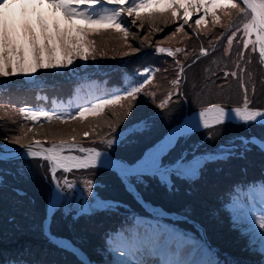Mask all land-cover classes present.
Returning <instances> with one entry per match:
<instances>
[{
    "label": "trees",
    "instance_id": "obj_1",
    "mask_svg": "<svg viewBox=\"0 0 264 264\" xmlns=\"http://www.w3.org/2000/svg\"><path fill=\"white\" fill-rule=\"evenodd\" d=\"M130 23L131 21L129 20ZM145 31L146 29L144 27H130V35L127 37V43H125V40H118L119 44L113 47L112 51L105 44V41L108 39H104L103 37L95 38L93 40L94 44L92 45L96 49L93 53L94 59L91 56L87 61L78 59L67 70L40 69L35 74L36 81L33 84H26L20 80H12V76L0 77V104L16 105L34 111H54L64 116L65 119L72 121L70 117L74 116L80 107L90 106L97 99L107 98L110 94L118 93V90L122 86H131L130 82L136 83L138 86L139 83H143L144 78L151 77L149 83L145 85V87L151 88L152 86L149 84L152 83L154 85L156 83V81H153L154 73H152L153 69L150 64L153 54L140 49V51L134 54L122 55V53L130 52L129 49L131 48L129 45L132 48L143 46L137 40L141 35H144ZM99 39L103 40L98 42ZM100 50H102V53H98ZM210 56L218 57V51L213 52ZM247 64L244 71L238 74L239 76H237V80L235 81L239 85L243 81L247 88L249 100L251 102L257 101V106L255 107L262 108L264 107V68L260 65L256 57L251 58ZM201 65L202 62L197 61L185 68L184 82L189 84L187 89L190 91V93L186 94L189 107L204 105L205 102L200 101L201 99H206V92L220 83L223 84V87L216 90L217 94H227L228 96L226 100H222L224 102L222 106L232 105L237 95L231 96L228 94V87H226L228 81L223 80L224 73L210 68H206L205 71ZM128 67L133 68V70H129ZM145 69H149V71L145 73ZM145 87L141 93L148 90ZM252 87L254 88L253 91H251ZM75 94H77L78 99L74 98ZM243 97L242 95V99ZM165 98L166 96L163 91L153 88L148 93L138 97V100L125 99L121 101L123 107L119 104L106 106L104 112L98 117L88 115L84 120L65 122L62 125L71 128L75 125H82L84 121L88 120L90 123H93L86 130L90 132L91 139H78L79 141L86 143H93L95 141L93 144H101L110 148L112 151L122 150L129 154L128 149L123 148V144L128 142L130 137L132 138L130 140H136L135 136L137 132L132 134L135 136H128L126 139L122 138V136H115L116 133L132 124L143 122L145 117L150 113H156L157 115L165 113L168 105L164 108L158 106ZM169 104L176 105L175 113L179 112V115L174 119L177 120L182 114V102L180 104V101L172 96ZM129 105L132 106V111L128 116H125L124 112L128 109ZM251 106H253L252 103ZM116 110H121L122 116L112 119L111 115ZM1 116L0 137L7 138L9 135H15V132L19 129L12 123L10 118L4 115ZM98 118L102 119V121H97ZM148 124L152 123L148 122ZM153 124L159 130V127L164 124V120L162 122L160 121L159 125L158 120ZM111 125L115 126L114 130ZM43 126L54 127L56 125L42 124L34 130ZM165 126L160 128L148 140V135H144L142 131L141 137L138 138L146 141L143 147L159 138ZM83 132L70 133V135L82 136ZM222 137V135L216 138L214 136L212 141H208L209 150H212ZM40 139L50 140L45 138ZM102 139H111L113 143L111 146L107 143H100ZM131 144H134L135 147L139 146L137 142H131ZM225 154H228L227 149L220 150L216 152L215 156L217 158L215 159L219 160L220 156ZM12 163L9 166L0 168V264H58V257H61L64 250L46 242L44 237L41 236L40 225L44 216L42 202L48 187L47 181H44L43 170L38 162L29 159H26L27 166L22 164L18 165L20 168L11 166ZM241 164L247 171L249 168L250 172L258 174L257 177L260 181H264L263 155L256 153L254 158L249 162L241 160ZM239 175H241V170H237L230 177L226 186L228 187L234 184ZM202 179L200 178L198 181ZM67 181L72 184L70 189L79 198L81 197L82 200L75 208L76 216L85 218L84 225L86 227L105 231L103 237H101L102 240H105L106 235L110 232L121 227H126V222L131 220V216L125 213L126 210L123 205H135L136 202L131 194L120 186L118 179L113 173L100 168L92 171H77L71 173L70 179ZM87 181H91L94 194L88 191ZM30 184H35V188L31 187ZM159 184V180L155 181L152 178L145 180L144 185H139L142 196L149 202L157 204L167 211L177 210L180 214L189 213L197 220L199 219L200 222H204L207 230L206 233L204 229L205 233L207 235H213L212 238L208 236V239L212 244L220 247V252L228 255L227 260L229 264H244L248 260L249 262L255 260L258 262L257 256L252 252L246 251L244 248L237 250L236 246L233 245L236 238H232L228 234L230 230L226 233V227L224 225L217 224L213 229L209 230L208 224L211 222L206 220V193L203 195L193 193L184 195L185 197L182 199L181 204L178 198L170 193L167 185L160 187ZM79 188L85 193V196ZM207 196L210 198V201H213L211 200V196ZM101 197L108 199L107 206H99L102 211H91L89 209L91 202L97 201L100 203L103 201ZM93 220L97 221L93 222ZM70 223H72L71 218L57 213L52 223V230H50L54 234L55 232L66 231V226L70 227ZM176 223L184 229L195 231L194 227L185 221L180 220ZM217 227L220 229V232H223V235H221L222 239L218 238L215 234V228ZM80 237L83 238L84 242L89 239L88 235L84 237L81 235Z\"/></svg>",
    "mask_w": 264,
    "mask_h": 264
},
{
    "label": "snow or ice",
    "instance_id": "obj_2",
    "mask_svg": "<svg viewBox=\"0 0 264 264\" xmlns=\"http://www.w3.org/2000/svg\"><path fill=\"white\" fill-rule=\"evenodd\" d=\"M243 5V6H241ZM183 11V24L176 27V33L184 32V25L189 23V18L197 14L199 18L195 19L197 28L207 23L206 17L212 18V25L225 27L226 31L230 30L233 23L232 13H236V19L243 17L245 21L241 27L231 31L226 36L229 48L238 34L242 31V44L239 56L243 58L246 51L252 47V51L258 52L260 63L264 64V0H0V77L9 76H31L40 69H52L56 71L67 70L73 66L79 59L87 61L90 56L94 59L93 53L96 49L92 46L94 41L88 39L89 36L100 33L102 30L114 29L123 33L125 43L130 35L129 28L135 26L137 21H141V26L146 19H152L158 14L170 13L174 19H180V12ZM228 20L227 25L221 23V15ZM129 20L131 23L129 24ZM165 23H168L166 20ZM156 31H162L157 28ZM225 33H221L216 39L224 38ZM255 36V40L251 37ZM131 48L130 52L122 55H131L138 51L139 48ZM157 52L168 53L174 56L171 50L164 47H157ZM184 51L176 48L175 52ZM200 57L207 56L208 50L201 46L199 49ZM196 61H193V64ZM179 71L176 79L172 81L173 85L178 86L181 76L184 73V66L177 61ZM149 69H145L147 73ZM225 76H237L236 72L224 73ZM151 77L144 78L143 83H131V86H122L118 93L110 94L107 98L97 99L90 106L80 107L79 111L70 118L72 120H84L86 116H100L106 106L123 105L121 101L130 99L135 101L138 95L143 92L145 85ZM240 87L244 90L243 107H236L227 110L220 104L212 103L199 112V121L193 120L189 124L173 129L154 149L145 154V157L131 165L124 166L121 171L122 179L126 182L128 190L135 195L136 192L133 179L137 183L141 182V176L145 171L152 175H159L161 183L166 184L169 188L171 184L170 177L173 175H194L201 167L199 159L189 160L186 153L179 157L168 160V157L174 148L177 140L186 137L194 124L197 128L201 125L205 130H209V137L213 135L212 129L216 126L223 125L226 119H235L241 121L244 126H250L249 122L257 121L264 124V111L254 109L250 106L251 101L247 95V88L241 81ZM171 93L158 105L160 108L166 107L170 103ZM20 114L29 121L35 123L42 119L52 121L53 119L63 121L65 119L59 113L54 111H34L29 108H21ZM132 111V106L124 112L128 116ZM113 130L114 125H111ZM29 128L27 132H31ZM27 132L24 135H27ZM83 138L91 139L89 131L82 133ZM240 143L248 150V145L257 143L255 137H239ZM15 145L18 149H12L7 144L0 146V163H12L23 157H30L33 161L39 163L41 167L46 163L51 179L57 181L59 187L58 173L72 172L73 169L94 168L101 161L102 153L95 147L85 148L80 146L76 137L70 139L55 138L52 140H32L27 144L22 143V137L14 138ZM95 143V141H93ZM100 143L112 145L111 139L100 140ZM45 144H51L45 147ZM259 147L264 150V142L259 143ZM223 151L224 146H220ZM20 149H23L21 152ZM78 150L86 155H73L72 152ZM231 149L228 154H231ZM68 154L65 155L64 153ZM211 156V154H209ZM107 157L105 156V160ZM63 183L68 188L72 184L65 178ZM87 189L93 193L91 181H87ZM94 194V193H93ZM99 206H105L103 201ZM110 206V205H109ZM260 229H264V216L256 220ZM49 237L53 241L57 238L49 232ZM264 238V232L261 233ZM81 264H91L87 258L81 259ZM131 264V262H129ZM136 264H145L137 260ZM208 264H220V261H211Z\"/></svg>",
    "mask_w": 264,
    "mask_h": 264
},
{
    "label": "clouds",
    "instance_id": "obj_3",
    "mask_svg": "<svg viewBox=\"0 0 264 264\" xmlns=\"http://www.w3.org/2000/svg\"><path fill=\"white\" fill-rule=\"evenodd\" d=\"M235 24L237 26H239L241 24V21L237 20V21H235ZM129 32H130V28H129ZM144 35H145V32H144ZM227 35H229V34L225 32V36H224V38H222L224 40V42H226V36ZM99 37H103L104 39H107L110 37H115L118 40H124L123 33H119L117 31H115L114 29L102 30L100 33L89 36L88 39L93 41L95 38H99ZM126 48L128 49L127 46H126ZM137 48H139V47H137ZM129 50L131 51V49H129ZM253 57L258 58V56L256 54ZM191 64H193V63H191ZM191 64H189V65H191ZM260 64H262V63H260ZM262 65H264V64H262ZM128 69L133 70V68H129V67H128ZM22 81H24L26 84H33L36 81V79L34 77L33 79H30V80H24L23 79ZM150 85L153 88H157L159 91L161 90V87H158L160 85L157 83H155L154 85H152V83H150ZM235 88H236V86H235ZM167 90L168 89L166 88V91ZM148 91L149 90H146L143 94L148 93ZM162 91H164L163 88H162ZM175 108H176L175 104H168V108L166 107V110H165L166 112L164 111L165 113H160L159 116L156 113H150L145 117V120L143 121L144 123L151 122L153 124L158 120V125H159L160 121L162 122L164 120V124L161 127H159V130H160V128H162L163 126L166 125L162 131V134L159 136V138H157V140H155L154 142L151 143V146L156 144L172 128L171 121L175 120L174 118L177 117V114H175ZM186 108H188V106H186ZM0 109L6 111L8 113L10 119L12 120V123L20 131H25V132H27V130L29 128H31L33 131L35 128L40 127L42 124L57 125V124L65 123V122L81 121L80 119H76V120H72V121H69L67 119H64L63 121L53 119L52 121L49 122V121L42 119L39 122L33 123L20 114L19 110L21 109V107H19V106L0 104ZM167 109H168V111H167ZM171 109L173 110V112ZM45 111H47V110H45ZM169 113H172L171 118L169 116ZM167 118H170V119H167ZM227 123H228V119L223 123V125H221L220 128H217L216 130L212 129L211 131H212L213 135L211 137H209V134L204 135L203 134V132L205 131L204 130V131L192 134L189 137V139L186 140V142L184 144H182L181 146L176 147L178 144L176 142V144H175L174 148L172 149L170 155L165 158V163H167V160L175 159L184 153H186L188 155L189 160H192L194 158L198 159L199 157L203 158V162L201 164L202 166L198 169V171L194 175H190V176L189 175H181V176L173 175L169 178L171 181V184L173 185L171 188L168 187L169 191L172 195H174L176 198H178V200L180 201L181 204L183 201L182 199L185 197L184 195H190L192 193L203 195L206 193V191L209 188L214 187L216 189L218 187V186H216L217 184H220V183L227 181L230 177H232L234 175L233 172L236 170L231 169L232 160L235 159L236 157L240 158L239 153L241 150H239V151H237V150L240 147V145H242V144L240 142L235 143L237 138L233 135L234 129H233L231 124H227ZM136 124H132V125L124 128V129L118 131V133H116L115 136H122V138H124V139H126V137H128V136H132L133 133L138 132V129L134 128ZM138 124H140V122ZM174 126H176V124H174ZM199 129H204V128H203V126H200V127H198V129H195V130H199ZM17 132H15V133H17ZM220 135H222L223 137L220 139V141H218V143L213 147L212 150H209L208 141H212L214 139L213 138L214 136L216 138ZM39 140H43V139H39ZM77 141L79 143H82V146H85V148L95 147L97 150L104 152V153H109L112 151L110 148H107L101 144L86 143V142L79 141V140H77ZM220 146H224L223 150L227 149L229 152V150L231 149L232 151H231L230 155L229 154L221 155L220 159L217 160V159H215V158H217V156H215V154H216V152L221 150ZM21 150H23V149H20V151ZM77 153H80V152L76 151V153H74V154H77ZM209 154H211V156ZM125 155H126L125 151H122V150L116 151V154L113 156V159H115L116 161H119L120 163L125 162L126 164L131 165V164L135 163L142 156V152L137 153L136 158L133 155L129 158H125ZM246 156H248V154H246ZM29 160H33V159H29ZM97 167H98V169L99 168L105 169V170L109 171L110 173H113L116 176V178H118L120 175L122 176V174L120 172H112V167L108 166L107 164L100 163V164H97ZM41 169L43 170L44 181H47V183H48V187L46 190L48 195L45 194L44 200L42 202V208L44 207V216L41 220V225H40L41 236L44 237L46 242H48L54 246H57L56 245V243L58 241L57 235L59 234V232H57V233L55 232V234L51 232L52 225H53L52 223H53L54 218L56 217V214L57 213L63 214L64 216H67V218H69V216L75 212V208H73L67 212L65 210V195L66 194L63 193V196H62L61 188H64V186L66 188L67 185L65 183H63V181H64L63 178H66L68 180V179H70V174L73 172L90 171V170H88V169H73L74 171H72L70 173H65V172H59L58 173V180L60 181V185H59V187H56V192H57V196L59 198V202H60V197H61V201L63 200L64 211L60 210V207H57L59 204V202H58L57 206L54 208V210L50 216L49 223L48 222L46 223L47 217H48L47 203H48V201H49V199H50V197L54 191V189L50 188V186H51L50 182L53 181V186L55 188V183H57V181L51 179L50 173L48 172V165L46 163L43 165V167H41ZM151 178L154 179L155 181L159 180L160 181V184H159L160 187H164V185H166V184L161 183V178L159 175H152V174H150L149 171L144 172L143 176H141L142 180H148ZM200 178H203L202 179L203 182H201L202 180L198 181ZM206 180L209 183H210V181H212L211 184L207 187H206ZM50 189H51V191H50ZM136 192H138V190H136ZM141 193L142 192H140L138 194L142 195ZM130 194L134 195V193H130ZM101 199L105 203V206H107L108 199L102 198V197H101ZM80 202H82V200ZM165 212L171 213V214L178 213L177 210H174V211L165 210ZM205 212H206V210H205ZM144 214H146V212H144ZM188 217H190V216H188ZM174 218H175V216L171 217V218H170V216H168L167 219L170 222H173ZM184 218H186V216H184ZM174 222H176V220H174ZM164 226L166 228H168V225H164ZM164 226L160 230V232L162 234H164V232L162 231V230H165ZM49 232L57 238L55 241L50 239ZM86 232H87V230L83 231V237L88 235V234H86ZM203 241L206 243V238H203ZM167 242H168V239H162L160 241V244L156 247H159V246H161L162 248H164L165 246L168 247L170 244L167 245ZM184 242H186V241L184 240ZM192 243L196 244L195 242H192ZM186 245H184V246L186 247ZM198 246H200V244H198ZM198 246H197V248H198ZM18 247H20V246H18ZM22 255H23V253H22ZM94 258L99 260V258L96 256Z\"/></svg>",
    "mask_w": 264,
    "mask_h": 264
},
{
    "label": "rangeland",
    "instance_id": "obj_4",
    "mask_svg": "<svg viewBox=\"0 0 264 264\" xmlns=\"http://www.w3.org/2000/svg\"><path fill=\"white\" fill-rule=\"evenodd\" d=\"M180 14L183 16V11H181ZM160 16H161V14H158V17H160ZM140 25H141V21L138 20L135 26L140 27ZM171 36H172V34H171ZM242 36H243V32H242ZM110 38H107L108 40L105 41L106 42L105 44L110 48V51H112V48L115 47L116 45H118L119 41L115 37H110ZM158 39H159V34H157V32H156V27L153 26L151 31H150V35H148L147 37L145 35H141V37L137 41L141 42L143 44V46H141V47L147 48L148 50L153 51ZM100 40H103V39H99L98 42ZM98 53H102V50L98 51ZM177 72H178L177 68L174 67L172 69V81L176 79ZM34 76H35V74H32L31 76H22V75L12 76V80H20V81H22L23 79L24 80H30V79H33ZM167 93L169 95V90H167ZM1 115H4L7 118H10L8 113L6 111L2 110V109H0V118L2 117ZM121 116H122V111L121 110H116V111H114L112 113L111 118L115 119V118H119ZM123 119H124V117H123ZM97 121H102V119L98 118ZM97 121H95V122H97ZM92 125H93V123H90V121L87 120V121H84V123L82 125H75L74 127H71V128H67V127H65L62 124H57L54 127L43 126V127L39 128L37 130L31 131V132H27L26 136L24 135L25 131H20L19 130L15 135H12V136L9 135L7 138L0 137V146H3L5 144H7L8 147H10L12 149H18L19 146L15 145V143H14V138L16 136H21L22 137V143H24V144H27V143H29L32 140H37V139H40V138H45V139H50V140H52L54 138L56 140H59V139H70L71 137H73L72 135H70V133H76V132H79V131H86ZM208 131L209 130H205L203 132V134L204 135L208 134ZM132 136H135V135H132ZM75 137H76L77 140L78 139H86V138H83L80 135H76ZM130 139H132V138L130 137ZM130 139L128 140V142L123 144V148L124 149H128L130 147V144L132 142V140H130ZM79 144H80V146H82V143H79ZM50 146H51V144H45V147H50ZM83 147H85V146H83ZM76 151H78V150H74L72 153L74 154V153H76ZM65 154H68V153L65 152ZM26 159H32V158L23 157L22 159H19L18 161L13 162L11 166H15L16 168H20L18 165H21V164L24 165V166H27ZM198 159L201 161V164H202L203 158L199 157ZM121 163H123L125 166L128 165L125 162H121ZM9 165H10V163H0V168L1 167H6V166H9ZM95 167H97V165H95ZM60 172H63V171H60ZM65 173H70V172H65ZM50 183H51L50 188L56 190V187H58L57 183H55V188L53 186V181H51ZM30 186L35 188V184H30ZM51 189H50V191H51ZM80 191L82 192L81 189H80ZM64 192L66 194L65 195V210L67 212V211L77 207V205L81 201V197L79 198L70 188H68V186L66 188H65V186H64V188H61L62 196H63ZM45 194L48 195L47 192H45ZM83 194L85 196V193H83ZM95 204H97V201H92L91 202V206H93ZM57 207H60V210L64 211V209H63L64 208V204H63V200L61 201V197H60V202H59ZM240 215L242 216V218L247 223L250 224L251 228L254 229L255 233L258 235V238H261V243L264 245V238L261 237V233L264 232V229H260L259 225L256 223V220L258 218H260L261 216H264V198H262V199L261 198L260 199L256 198L254 200V202L251 204L250 209H241ZM164 225H162L161 228ZM82 228H83V226H82ZM164 228H165V230H167L169 232V236H172V232L168 228H166L165 226H164ZM84 229H86V228H84ZM259 247L262 248V245H259ZM121 252H124L125 255L122 254ZM116 253L117 254H121V258L118 259V262H114V263H111V264H129V262H132V260H131L132 255L127 254L125 251L119 249ZM137 256L140 259H142V261H144L145 264H157L156 260H155V262L148 263V257L143 255L141 252L137 253ZM109 260L110 259H108V261ZM119 261H122L123 263H120ZM131 264H133V263H131Z\"/></svg>",
    "mask_w": 264,
    "mask_h": 264
},
{
    "label": "bare ground",
    "instance_id": "obj_5",
    "mask_svg": "<svg viewBox=\"0 0 264 264\" xmlns=\"http://www.w3.org/2000/svg\"><path fill=\"white\" fill-rule=\"evenodd\" d=\"M193 120H195L196 122H198L199 121V112H197V113H194V114H192V115H188V116H186L184 119H183V121L180 123V124H178V125H176L175 127H172L156 144H154L152 147H150L149 149H147L146 151H145V153L137 160V161H140V160H142L144 157H145V154L146 153H149V151L150 150H152V149H154L155 148V146L156 145H158L159 143H160V141H162L166 136H168V134L169 133H171L172 131H173V129H175V128H177V127H181V126H185V125H187V124H189L190 122H192ZM227 120V119H226ZM232 120H237V119H235V117H234V114H232ZM237 121H239V120H237ZM259 121V118H258V120L257 121H252V122H258ZM202 126V125H201ZM195 129H198L194 124L192 125V129H191V131L192 130H195ZM260 143V142H259ZM21 151H23V150H21ZM99 151V150H98ZM101 152V151H100ZM102 153V156H101V161H103V164H107L108 166H110V167H114V168H116L122 175H123V173H122V171H121V169L125 166L124 164H122V163H120L119 161H116L115 159H113L110 155H108V154H106V153H104V152H101ZM65 154V153H64ZM73 154V153H72ZM65 155H67V154H65ZM73 155H80V156H83V155H86V153H82V154H73ZM105 156L107 157V159L105 160ZM136 161V162H137ZM101 162H98L97 164H100ZM96 164V165H97ZM124 165V166H123ZM145 172H147V171H145ZM55 190V189H54ZM58 202H59V198H58V196H57V192H56V190L55 191H53V193H52V195H51V197H50V199H49V201H48V203H47V207H48V217H47V221H46V223L48 222L49 223V220H50V216H51V214H52V212H53V210H54V208L57 206V204H58ZM57 242H60V243H62L64 246H66V247H69L67 244H65L64 242H62V241H57Z\"/></svg>",
    "mask_w": 264,
    "mask_h": 264
}]
</instances>
